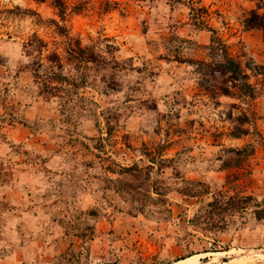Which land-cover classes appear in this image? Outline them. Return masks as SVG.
Returning <instances> with one entry per match:
<instances>
[{
	"label": "rangeland",
	"instance_id": "obj_1",
	"mask_svg": "<svg viewBox=\"0 0 264 264\" xmlns=\"http://www.w3.org/2000/svg\"><path fill=\"white\" fill-rule=\"evenodd\" d=\"M62 2L0 0V264H264V0Z\"/></svg>",
	"mask_w": 264,
	"mask_h": 264
},
{
	"label": "trees",
	"instance_id": "obj_2",
	"mask_svg": "<svg viewBox=\"0 0 264 264\" xmlns=\"http://www.w3.org/2000/svg\"><path fill=\"white\" fill-rule=\"evenodd\" d=\"M54 3L56 5V7H63V2L62 0H54ZM245 25L247 26V28L249 29H253V28H257V29H262L264 30V15H257L256 13H253L252 15H250V17L245 21ZM221 68L225 69L222 72H225L226 70H233V72L237 73L238 75H240V72L238 71L239 68L234 64V62L230 59H227V61L224 63V65H219ZM232 72V73H233ZM190 256V255H189ZM188 257V256H186ZM184 257V258H186ZM182 259V258H181Z\"/></svg>",
	"mask_w": 264,
	"mask_h": 264
},
{
	"label": "bare ground",
	"instance_id": "obj_3",
	"mask_svg": "<svg viewBox=\"0 0 264 264\" xmlns=\"http://www.w3.org/2000/svg\"><path fill=\"white\" fill-rule=\"evenodd\" d=\"M195 258L193 257V258H187L185 261H183L181 264H194L195 263V260H194ZM233 261V260H232ZM231 261V262H232ZM253 261H256V260H252V261H249V262H247V263H245V264H249V263H251V262H253ZM230 263V262H229ZM228 263V264H229ZM233 263V262H232ZM231 263V264H232ZM205 264H207V263H205ZM209 264V263H208ZM222 264V263H221ZM234 264V263H233Z\"/></svg>",
	"mask_w": 264,
	"mask_h": 264
},
{
	"label": "water",
	"instance_id": "obj_4",
	"mask_svg": "<svg viewBox=\"0 0 264 264\" xmlns=\"http://www.w3.org/2000/svg\"><path fill=\"white\" fill-rule=\"evenodd\" d=\"M208 264V263H207ZM211 264H214V263H211ZM222 264H228V263H222Z\"/></svg>",
	"mask_w": 264,
	"mask_h": 264
}]
</instances>
